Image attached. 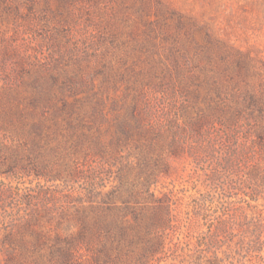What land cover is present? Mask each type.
I'll return each instance as SVG.
<instances>
[{
	"label": "rangeland",
	"instance_id": "1",
	"mask_svg": "<svg viewBox=\"0 0 264 264\" xmlns=\"http://www.w3.org/2000/svg\"><path fill=\"white\" fill-rule=\"evenodd\" d=\"M234 80L264 84V0H0V160L44 148L39 169L0 170V241L20 226L34 254L73 237L71 264H134L144 214L163 221L145 264H264V184L245 170L264 159L232 156L215 123L181 148L169 135L147 196L148 148L118 124L174 128L180 103L204 107Z\"/></svg>",
	"mask_w": 264,
	"mask_h": 264
},
{
	"label": "trees",
	"instance_id": "2",
	"mask_svg": "<svg viewBox=\"0 0 264 264\" xmlns=\"http://www.w3.org/2000/svg\"><path fill=\"white\" fill-rule=\"evenodd\" d=\"M72 8H76L77 10L78 6L73 4ZM70 11L72 13L75 12L74 10ZM65 13L67 15L72 14L70 12ZM59 14L63 16L64 13L60 12ZM239 80L233 81L234 87H232L229 93L215 90L218 92L215 93L217 96L209 99L204 96L203 102L206 103L204 107L201 106L194 97L189 99V103L188 101L186 103H184V101L180 103V109L184 111V113H182L183 117H181L183 121L181 120L180 122V117L177 116L174 125L172 124L174 128L164 129L165 125L159 121L155 123L150 121L141 124V122L136 120L133 125L122 118L119 120L121 122L118 124H120V127L126 132V136L137 137L135 147H139V149L148 148L143 152L144 155L141 154V157L137 159V162L139 160V164L144 167L143 169L139 166L138 172H142V184L146 185L144 193H146L147 196H151L152 193L149 188H147V183L148 185L150 183L149 178L152 177V180H156L158 176V174H156L158 170L153 168L158 162L159 157L158 155H154L155 148L158 146L157 148L160 149L161 143H163L162 141H165V138L169 135L172 140H169L168 144L171 146L172 143L181 148L183 145L181 135L183 133L195 135V132H198L203 125L215 123L213 132L219 134L224 140L231 144H235L234 148L229 147L232 156H237V158L245 157L247 152H249L250 158L258 156L264 159V84L258 81V88L255 91L247 89L246 86L243 90L239 87V85H241ZM181 86L184 88V84H181ZM191 92L192 91H189V93ZM197 95H199V93ZM184 100L186 101V99ZM213 132L206 130L205 134L209 138V134ZM198 133L200 134V132ZM0 139L3 141L2 138ZM11 140H13L12 137ZM29 144L31 146L27 145L23 147L22 145L19 146V144L15 145L14 147L16 148L12 150L15 154L13 159H11L12 157L4 156L7 160H0V170L16 172L18 170L39 169L38 157L43 156L42 151L44 148H41L37 138H32ZM56 165L58 167H66L68 162L65 164L58 163ZM46 167L47 165L44 168ZM49 168L48 166V169H44L45 172L53 170V167ZM245 170L250 172L251 175H257L260 182L264 184V166H261L260 161H254V163L248 164ZM120 182L122 186L127 188L129 194L135 198V202L140 203V196L144 197L143 191H141L140 188H136V186H134L135 188L132 187L129 189L126 180L122 181V176H120ZM152 182L153 181H151V183ZM252 190L256 192L258 187L253 186ZM250 199H254V197L252 196ZM138 216L135 217L137 221L136 225L139 227V230L140 228L146 229L147 233L144 235L137 234L134 242L140 244V251L137 254H133V258H135L134 264H145L149 256H151L159 248V245L163 243V234L160 229H157L159 226L158 224H161L163 221H161V217L154 218L144 214ZM19 228L20 226L9 229L5 238L0 241L1 250L7 255L4 264H71L73 262L75 257V251L72 249L74 244L73 237H57V245L51 248V251L44 254H34L35 251L33 248L27 246V243L31 241L26 239V236L20 232ZM39 241L40 238L36 237V242ZM136 249L138 248H135V250ZM133 251H131V249L129 250V252Z\"/></svg>",
	"mask_w": 264,
	"mask_h": 264
}]
</instances>
